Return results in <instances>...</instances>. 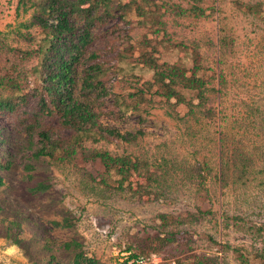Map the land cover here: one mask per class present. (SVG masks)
Returning a JSON list of instances; mask_svg holds the SVG:
<instances>
[{
	"label": "rangeland",
	"instance_id": "374dc122",
	"mask_svg": "<svg viewBox=\"0 0 264 264\" xmlns=\"http://www.w3.org/2000/svg\"><path fill=\"white\" fill-rule=\"evenodd\" d=\"M129 1L99 11L104 20L91 28L89 45L109 67L107 94L94 99L100 121L125 138L86 139L57 160L36 155L40 132L71 133L40 114L33 89L45 32L23 26L33 9L0 0V76L23 87L0 86V100L19 105L0 108V264H78V254L81 264H128L138 253H156L158 264H264V0H149L159 22L148 24ZM145 52L188 73L198 61L204 103L196 90L179 88L188 105L154 88L139 111L122 108L134 85L153 76L140 60ZM83 149L146 166L122 180L92 154L83 158ZM165 236L171 241L162 247Z\"/></svg>",
	"mask_w": 264,
	"mask_h": 264
},
{
	"label": "trees",
	"instance_id": "16d2710c",
	"mask_svg": "<svg viewBox=\"0 0 264 264\" xmlns=\"http://www.w3.org/2000/svg\"><path fill=\"white\" fill-rule=\"evenodd\" d=\"M109 1L19 0L18 7H22L24 11L33 9L31 20L23 23V26L26 28L39 26L42 32H45V35L38 39L39 47L36 53L40 56V61L34 68V71L38 73L33 89L38 98L39 112L44 116H55L62 126L71 130L67 137H53L51 134L53 132L49 130L40 132L43 143L36 151L37 156L45 155L53 159L65 160L74 155L78 146L82 145L86 139L97 142L108 139L110 136L125 138L120 129L100 121L101 113L97 111L98 108L94 103V99L107 94L103 77L109 71V67L98 59L96 52L89 49L93 41L91 28L96 22L104 20L99 11L102 9L103 12H107ZM141 2L144 6L133 0L127 2L125 6L131 9L133 4L136 6L142 18L140 21L142 24L159 22V20H154L155 16L149 11L154 7L153 2L149 0ZM78 15L83 17V27L77 19ZM162 28L157 27L154 31L160 32ZM25 38L32 39L28 36ZM140 60L144 66L153 70V76L145 83L134 85V90L129 92L133 100L123 102L122 108L124 106L134 112L139 111L143 108V104L149 102L146 96L154 88H156L154 93H165L169 96L167 99L174 97L175 104H193V100L186 99L179 88L196 90L199 104H203L207 99V81L197 75L200 68L198 61H195L194 70L188 73L181 64L159 63L151 52H145ZM224 82L225 78L222 75L220 83L224 84ZM0 86L4 89H12L14 92L23 89L22 85L11 76H0ZM21 99L25 101L26 94L22 95ZM18 106L11 99L0 100V108L3 110H14ZM123 113L124 110L120 109V116ZM83 151V158L92 154L94 159L100 160L106 172L114 170L122 180L128 179L132 170L140 172L139 169L146 166L140 158L133 160L128 154L114 155L106 149H94L90 153H86L85 149ZM234 155L237 157L235 153L232 156ZM231 160L238 166L241 164L243 171L249 166L243 160L240 162L235 159ZM226 162L229 165V161ZM209 168L210 166L205 164L197 169L201 179L200 186L205 181L204 173ZM221 175H223L222 169ZM168 241H171V238L160 237L159 244L163 247ZM80 257L83 255L78 254L76 257L78 264H81ZM89 263L93 261L89 260ZM204 264H208V261Z\"/></svg>",
	"mask_w": 264,
	"mask_h": 264
},
{
	"label": "built area",
	"instance_id": "2783aa9c",
	"mask_svg": "<svg viewBox=\"0 0 264 264\" xmlns=\"http://www.w3.org/2000/svg\"><path fill=\"white\" fill-rule=\"evenodd\" d=\"M157 254L152 253L150 255H137L128 261V264H158L156 260Z\"/></svg>",
	"mask_w": 264,
	"mask_h": 264
}]
</instances>
